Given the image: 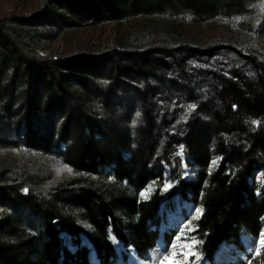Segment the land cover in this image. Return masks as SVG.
Returning <instances> with one entry per match:
<instances>
[{"label":"trees","instance_id":"obj_1","mask_svg":"<svg viewBox=\"0 0 264 264\" xmlns=\"http://www.w3.org/2000/svg\"><path fill=\"white\" fill-rule=\"evenodd\" d=\"M54 1L60 8L57 25L64 28L178 14L186 20L236 14L227 19L238 27L251 4ZM48 13L44 6L31 18L0 19V135L13 132L25 148L42 155L65 145L64 163L72 174L51 180L29 167L9 179L0 172V207H12L0 214V264H113L118 258L124 263L130 247L144 258L160 239L163 218L157 193L147 200L139 195L163 178L179 147L199 170L196 181L180 175L173 181L203 211L196 222L202 255L213 261L222 242L239 244L243 232L259 236L264 189L257 196L254 180L259 173L264 179V54L235 44L193 47L164 37L143 46L117 43L99 53L42 56L25 29L38 25L35 18L45 22ZM262 19L256 32L264 37ZM192 75L214 85H200V94H193L185 85ZM161 81L171 88L167 98L160 94ZM180 91L183 97L177 96ZM129 114L146 124L137 146L130 131L116 124ZM63 233L72 237L75 252ZM83 235L98 263L88 260ZM113 237L125 250L121 254Z\"/></svg>","mask_w":264,"mask_h":264},{"label":"rangeland","instance_id":"obj_2","mask_svg":"<svg viewBox=\"0 0 264 264\" xmlns=\"http://www.w3.org/2000/svg\"><path fill=\"white\" fill-rule=\"evenodd\" d=\"M250 2L251 4L246 7L249 16L237 20L238 27L232 24L235 22L234 20L227 19V17L236 14H222L215 17L200 14L198 17L188 20L177 19L180 16L178 14L169 16L140 15L95 25L88 22L64 28L57 25L58 21L55 15L60 13V8L54 5V3L56 4L54 0H0V19L31 18L35 13L43 10L44 6L47 7L50 13H48L45 22H38V18H35L33 21L38 25L28 26L25 30L32 32L30 35L33 39L32 46L36 51L42 56L53 58L82 53H99L102 50L106 51L117 43H124L127 47L143 46L141 44L148 43L153 38L164 37L177 39L179 42L193 47L229 43L238 45L237 47L242 51L254 52L260 50L264 54V37L256 32L261 23L260 21L264 17V0H250ZM42 22L45 24H42ZM34 27H37V29ZM237 29H242V33H239ZM203 84L213 86L214 82L209 78L199 79L192 75L187 78L185 83L193 94L201 92L202 86L200 85ZM160 87L161 96L167 98L171 88L163 81L158 86L159 89ZM182 92L184 91L176 92L177 96L183 97ZM129 98L125 97L126 103L130 102L131 98L130 100ZM125 106L127 107V104ZM130 114L127 115L126 120L121 117L117 118L118 123L116 124L119 129L130 131L132 144L135 143L137 146L136 141L142 142V137L138 133L146 128V124L140 122L137 115L132 114L130 116ZM66 152V146L61 145L58 149H53L52 154L42 155L25 148L22 140L13 136V132H3L0 135V172L5 171L7 178L11 179L10 177L15 173L23 172V170L31 167L36 170V173L39 172L49 176L51 180H59L72 174V171L64 163ZM125 156L128 158L130 154L126 152ZM173 162L171 167H164L161 180L154 181L142 191L141 193H144V196L141 193L139 195L141 200H147L151 195L157 193L161 202L163 218L159 226L161 239L158 241L157 246L147 256L139 259L147 264H264V245L260 244V241L264 239V217L261 219L263 230L259 236L255 237L243 232L239 244L225 243L222 245V249H219L218 253L221 250H224L223 254L228 252L229 256L226 260H220L218 253H216L213 261L207 260L202 255L201 242L196 236V222L202 218L203 211L189 194L184 198L181 190L175 188L176 184L173 181L179 175L186 182L196 181L199 170L192 165L183 147L178 148L177 156ZM213 165L215 166L216 162ZM107 172L110 173L109 170ZM111 179H113V176H111ZM251 182L253 180H250ZM254 182L259 187L257 196H263L260 190L264 189V179L260 173L256 176ZM126 186L127 184L124 183L123 187ZM5 209V207H0V214L2 212L9 213L12 207L9 206L8 210ZM196 209H201V211L197 212ZM82 227L85 231H91V227L87 223H82ZM61 237L68 249L75 252L77 248L72 237L66 233H63ZM244 238L252 240L255 246L248 248L243 242ZM81 241L87 248H91L84 235ZM115 243L120 254L125 251L116 239ZM257 249H259L258 252ZM132 252L134 250L128 251L124 263L121 258H118L113 264H132ZM165 256H175V259H169L165 262ZM88 260L91 263L99 262L91 249L89 250Z\"/></svg>","mask_w":264,"mask_h":264},{"label":"bare ground","instance_id":"obj_3","mask_svg":"<svg viewBox=\"0 0 264 264\" xmlns=\"http://www.w3.org/2000/svg\"><path fill=\"white\" fill-rule=\"evenodd\" d=\"M243 242L245 243V245L248 247V248H253L254 246H255V243L254 242H252V240H250V239H247V238H244L243 239ZM223 251L224 250H221V251H219V253H218V257H219V259L220 260H226L227 258H228V252L227 253H225V254H223ZM133 254H132V264H147L146 262H144V261H141L140 259H139V257L137 258L136 257V255H135V253L134 252H132ZM143 262V263H142Z\"/></svg>","mask_w":264,"mask_h":264},{"label":"snow or ice","instance_id":"obj_4","mask_svg":"<svg viewBox=\"0 0 264 264\" xmlns=\"http://www.w3.org/2000/svg\"><path fill=\"white\" fill-rule=\"evenodd\" d=\"M141 195L144 196L145 194H144V193H141ZM196 211H197V212H200L201 209H196ZM113 242H115V238H114V237H113ZM260 244H261V245H264V239H262V240L260 241ZM256 251L258 252L259 249H257ZM169 259H175V256H173V257L165 256V257H164V261H165V262H167Z\"/></svg>","mask_w":264,"mask_h":264}]
</instances>
